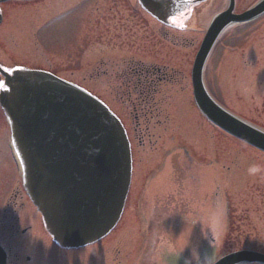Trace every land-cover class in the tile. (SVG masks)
I'll use <instances>...</instances> for the list:
<instances>
[{"label":"rangeland","instance_id":"rangeland-1","mask_svg":"<svg viewBox=\"0 0 264 264\" xmlns=\"http://www.w3.org/2000/svg\"><path fill=\"white\" fill-rule=\"evenodd\" d=\"M235 1L237 11L241 12L260 0ZM58 4L57 0L4 4L0 24V62L9 69L24 66L50 70L97 94L95 96L109 106L119 119L126 120L128 115L121 112L120 99L105 94L106 82L83 81L77 74H71L81 68L72 65L78 55L74 49L91 41V26L84 13L87 2L62 14H58ZM226 5L227 0L207 2L202 10H195L193 16L188 17L190 21L185 24L189 31L183 33L166 30L169 28L144 16L143 43L138 44L140 48L136 49V41L134 48H130L133 46L130 45L131 39H128L129 49L126 52L129 56L133 54L142 61L150 60L181 71L179 74L184 76L183 83L176 85L171 95L175 124H171L168 133L180 138L183 144L193 147L195 151L203 152L208 159L218 160L221 189L228 196L230 205L229 223L223 240L217 245L210 246L208 241L200 240L188 226L165 225L175 251L155 258L154 264H169L168 258L179 264H212L235 250L264 251V154L226 135L216 134L194 107L190 93V67L203 32L212 17L223 11ZM134 30L135 19H132L129 22V36H133V40ZM95 48L92 50L93 60L110 52L107 43ZM203 81L209 95L221 107L264 131V16L224 30L207 58ZM158 133H162V128ZM152 141V145L145 143L146 151L141 153L144 163L148 159L153 160L155 153H158L155 151L157 143ZM141 150L140 147L134 149L138 153ZM136 160L138 158L135 157ZM141 170L140 165L136 166L134 177ZM136 180L133 181L129 201L112 232L74 252L59 249L45 233L40 216L22 189L21 174L10 147V129L0 109V239L8 234L2 209L7 215L12 214L14 208L18 209L19 227L12 242L20 250L18 264H26V258H30L32 264H72L74 258L80 264H150L149 261L145 262L146 257L141 252L145 249L141 247V240L146 226L132 203V195L136 194ZM148 226L154 234L157 226ZM21 229H26V233L21 234Z\"/></svg>","mask_w":264,"mask_h":264},{"label":"water","instance_id":"water-1","mask_svg":"<svg viewBox=\"0 0 264 264\" xmlns=\"http://www.w3.org/2000/svg\"><path fill=\"white\" fill-rule=\"evenodd\" d=\"M202 1L141 0L164 25ZM233 9L234 0H228L205 30L191 67L193 100L209 123L264 153V132L219 106L202 79L205 62L224 30L262 16L264 0L240 14ZM0 77V109L10 129L22 187L47 234L66 249L102 239L118 222L130 184V150L120 121L97 98L50 73L0 67ZM0 264H5L1 248ZM213 264H264V254L240 250Z\"/></svg>","mask_w":264,"mask_h":264},{"label":"flooded vegetation","instance_id":"flooded-vegetation-1","mask_svg":"<svg viewBox=\"0 0 264 264\" xmlns=\"http://www.w3.org/2000/svg\"><path fill=\"white\" fill-rule=\"evenodd\" d=\"M57 1L58 14L71 11L83 2L88 4L84 13L89 18L91 41L88 40L86 45L74 49L78 55L72 65L81 68L77 73L71 74H77L83 81L106 82L105 94L119 98L121 112L128 115L126 120L120 118L130 147L132 167L125 206L130 198L133 181L137 178L136 194L132 195V203L136 205L146 227L149 224L158 227L169 224L188 226L197 238L215 244L230 218L228 196L221 189L218 160L208 159L203 152L195 151L193 147L183 144V140L168 133L171 124H175L171 111V95L176 85L183 83L184 76L173 67L150 60L142 61L126 52L129 49L128 39H131L130 45L133 46L130 48H134V41L137 43L136 49L140 48L138 44L143 43L144 16L151 19L153 16L145 10L141 0ZM209 1L211 0H206L203 4L206 5ZM201 4L194 5V8H184L170 20L171 27L166 30H177L180 33L188 31L182 23L193 16L195 10H202ZM2 6L0 5L1 22ZM236 6L235 1L234 13H239ZM132 19H135V40L133 36H129V22ZM104 43L109 45L110 52L93 60L92 50L102 47ZM0 66L7 72L10 71L1 62ZM44 71L54 74L50 70ZM210 127L216 134L224 135L220 130L211 125ZM161 128L162 133L159 134ZM152 139L157 143L155 151L158 153H155L153 160L148 159L144 163L141 153L146 151L145 143L152 145ZM135 147L142 150L138 153L134 151ZM135 157L138 160L135 161ZM139 165L142 170L134 177L136 166ZM2 210L3 221L7 220L8 234L0 239V246L6 254V264H18L20 250L12 242L18 232L19 210L14 208L9 215L4 213L5 209ZM192 232L190 231L191 234ZM20 233L25 234L26 229H21ZM141 242V247H145L141 252L146 257V263L149 261L151 264L155 258H162L172 252L169 247L171 242L160 239L159 235L152 238L144 236ZM26 264H32L30 258H26ZM72 264L80 263L74 258Z\"/></svg>","mask_w":264,"mask_h":264},{"label":"bare ground","instance_id":"bare-ground-1","mask_svg":"<svg viewBox=\"0 0 264 264\" xmlns=\"http://www.w3.org/2000/svg\"><path fill=\"white\" fill-rule=\"evenodd\" d=\"M168 260H169V263H171V264H177V262L171 258H168Z\"/></svg>","mask_w":264,"mask_h":264}]
</instances>
